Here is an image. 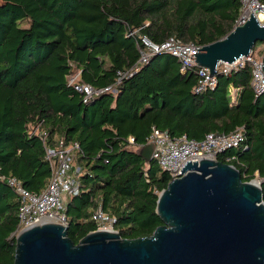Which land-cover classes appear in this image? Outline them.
Returning a JSON list of instances; mask_svg holds the SVG:
<instances>
[{
	"label": "trees",
	"instance_id": "1",
	"mask_svg": "<svg viewBox=\"0 0 264 264\" xmlns=\"http://www.w3.org/2000/svg\"><path fill=\"white\" fill-rule=\"evenodd\" d=\"M240 7L239 0H0V264H12L17 225L6 179L39 193L50 171L44 147L57 141L77 145L78 193L63 197L74 244L96 229L97 208L113 218L120 238L147 236L161 224L155 202L169 177L138 154L152 127L194 140L242 127L240 145L215 158L234 155L228 163L242 181L257 175L264 203V91L254 96L250 67L217 74L212 88L194 92V66L181 69L167 52L138 62L140 36L201 46L224 36ZM254 49L260 56L264 43ZM71 68L91 88L113 91L83 102L66 83Z\"/></svg>",
	"mask_w": 264,
	"mask_h": 264
},
{
	"label": "water",
	"instance_id": "2",
	"mask_svg": "<svg viewBox=\"0 0 264 264\" xmlns=\"http://www.w3.org/2000/svg\"><path fill=\"white\" fill-rule=\"evenodd\" d=\"M256 42L264 43V23L250 12L201 45L194 61L216 76L218 62L246 55ZM261 68L264 73V51ZM150 153V143L138 150L146 162ZM253 180L242 181L233 165L215 159L188 160L159 191L161 224L149 235L124 239L95 229L74 244L66 225L45 220L15 234L12 264H264V203Z\"/></svg>",
	"mask_w": 264,
	"mask_h": 264
},
{
	"label": "built area",
	"instance_id": "3",
	"mask_svg": "<svg viewBox=\"0 0 264 264\" xmlns=\"http://www.w3.org/2000/svg\"><path fill=\"white\" fill-rule=\"evenodd\" d=\"M241 3L240 12L234 25H239L247 19L249 13L255 17L259 24L264 23V4L257 0H239ZM132 34V33H129ZM140 57L138 62H145L152 53L167 52L173 55L180 63V68L194 66L196 75L194 92H202L215 85V77L208 76V69L197 67L193 54L199 49V45L191 42H182L172 36L160 43H154L144 36L139 37ZM244 65L250 67L249 85L257 96L264 91V73L261 68V57L255 56L252 49L246 55H240L230 62H218L214 69L219 74L228 75ZM80 71L71 68L65 75L66 83L73 89L80 92L82 101L86 102L90 97L102 91H113L107 87L103 89H93L88 84L80 81ZM124 73L119 74L116 83ZM29 132L36 133L37 126H30ZM243 139V128L236 127L227 133H206L201 139H189L185 135L171 137L165 130H158L152 127L146 143L151 144L150 158L157 166L168 174L169 179L178 177L180 169L186 161H198L200 158L215 159L216 154L224 153L226 150L236 148ZM128 144L133 145L134 140L131 136L126 138ZM143 146V145H142ZM75 143L64 145L61 141L53 146L44 147V157L49 163V177L45 187L39 193H32L25 190L20 181L14 177L6 179L7 184L12 188L16 195L17 225L12 234H16L20 229L38 224L41 221H51L66 225L65 207L63 202L64 195H75L78 193L79 183L74 171L71 170L73 149ZM225 163L235 159L232 154L224 156ZM2 178V177H1ZM91 218L96 223V229L113 230V218L105 215L100 208H97ZM15 236V235H14Z\"/></svg>",
	"mask_w": 264,
	"mask_h": 264
},
{
	"label": "rangeland",
	"instance_id": "4",
	"mask_svg": "<svg viewBox=\"0 0 264 264\" xmlns=\"http://www.w3.org/2000/svg\"><path fill=\"white\" fill-rule=\"evenodd\" d=\"M261 48H262L261 42L255 43V49H254L255 52H257V50H260ZM253 179L259 182L257 175H255V177ZM12 235L14 236L15 234H12Z\"/></svg>",
	"mask_w": 264,
	"mask_h": 264
},
{
	"label": "crops",
	"instance_id": "5",
	"mask_svg": "<svg viewBox=\"0 0 264 264\" xmlns=\"http://www.w3.org/2000/svg\"><path fill=\"white\" fill-rule=\"evenodd\" d=\"M233 26H234V24H233ZM261 55H262V54H261ZM261 55H260V57H261ZM258 57H259V56H258ZM235 91H236V89L230 87V94H231L232 96H234Z\"/></svg>",
	"mask_w": 264,
	"mask_h": 264
},
{
	"label": "bare ground",
	"instance_id": "6",
	"mask_svg": "<svg viewBox=\"0 0 264 264\" xmlns=\"http://www.w3.org/2000/svg\"><path fill=\"white\" fill-rule=\"evenodd\" d=\"M254 182H256V180H253Z\"/></svg>",
	"mask_w": 264,
	"mask_h": 264
}]
</instances>
